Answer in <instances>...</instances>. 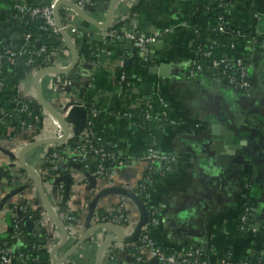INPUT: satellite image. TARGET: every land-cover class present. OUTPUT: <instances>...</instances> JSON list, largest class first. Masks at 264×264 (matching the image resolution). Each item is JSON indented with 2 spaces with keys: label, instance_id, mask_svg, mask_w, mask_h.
<instances>
[{
  "label": "crops",
  "instance_id": "0c3cea01",
  "mask_svg": "<svg viewBox=\"0 0 264 264\" xmlns=\"http://www.w3.org/2000/svg\"><path fill=\"white\" fill-rule=\"evenodd\" d=\"M27 1L44 5L49 0ZM91 1L94 3L96 0ZM195 1L172 0L167 5L164 0H118L111 26L119 25L118 30L125 31L127 41V24L133 25L134 33L162 35L161 41H156L159 46L148 48L151 63H141L135 53L134 62L127 65L126 60L133 54L132 44L119 43L116 39L106 45L110 47L112 61H121L127 69L134 82L132 91H123L110 58L104 54H100L99 59L95 58L101 47L98 40L103 30L86 22L65 5L58 9L59 21L67 26L65 32L75 44L78 57L67 72L41 75L42 99L61 113L72 101H80L81 94L86 95L99 109L96 134L111 140L124 159L115 170L114 187H108L103 178L90 175L96 165L95 158L88 159L86 168L79 165L72 170L66 141L28 149L23 159L37 173L43 169L48 152L55 150L60 153L57 174L71 172V187L65 196L54 189L50 181L49 201L51 207L54 206V215L65 229L73 228L78 237L98 221V213H110L120 196H125L128 223L124 232L129 242H122L124 245L115 242L105 247L101 264H108L107 259L111 264L134 262L132 253L125 247L133 243L130 236L147 213L135 188L151 165L146 158L150 137L123 118L121 113L129 107L138 109L146 101L156 112L161 110V101L167 103V116L175 124L166 123L164 130L153 137V143L158 153L177 157L172 171L153 180L146 191L147 206L155 209L157 214V223L149 232L154 243L171 251L192 245L204 251L210 264H218L219 258L227 253H230L233 264H249L257 257H261L264 264V0H229L231 7L227 22L245 36L237 38L235 51L226 53L229 57L240 56L246 64L253 89L250 97H242L210 71L189 74L194 40L191 15L195 14ZM13 2L0 0V45L17 51L26 46L29 36L21 32L20 23L10 16ZM108 4H94L83 10L96 21L103 22L107 17ZM197 23V28L209 29L208 25L215 23V17ZM71 28H75L78 34L70 32ZM257 38L260 42L256 41ZM206 39L204 36L200 40L205 44ZM214 39L222 45L227 43V38L221 34ZM61 41L51 64L65 68L72 61V52L62 38ZM96 59L99 63L95 62ZM12 72L9 68L10 77ZM35 90V84L29 78L22 79L16 87L18 96L28 101L36 121L31 129L0 141L3 146L0 150V197L9 191L19 190L8 198V204L26 202L29 208L41 215L45 224L41 227L30 220L33 231L24 228L22 236L12 245L20 249L33 242L41 244L44 251L41 261L44 264H94L99 244L113 235L112 231L99 230L89 235L63 263L56 262L63 259L76 241L73 233L67 236L63 246L56 248L54 259H51L49 253L60 241V233L48 219L40 193L29 175L16 163L21 147L33 141L38 131H42L43 137L61 135L62 132L56 118L40 105ZM8 103V89L0 88V111ZM55 130L58 133L55 134ZM234 131L240 136L237 137ZM40 182L46 190L48 183L42 179ZM59 183L65 185L62 180ZM245 183L248 190L242 196ZM122 191L126 193L121 194ZM6 205L0 213L5 212ZM60 205L64 207V213L58 215L56 209ZM245 207L249 208L245 221L249 229L239 231L235 218L243 214ZM67 214L76 215L73 224L63 220ZM0 219L3 220H0L3 225L0 240L8 241L5 235L11 228L10 220L6 214H0ZM148 219L147 213L146 222ZM141 253L151 259L146 248L142 247Z\"/></svg>",
  "mask_w": 264,
  "mask_h": 264
},
{
  "label": "built area",
  "instance_id": "2783aa9c",
  "mask_svg": "<svg viewBox=\"0 0 264 264\" xmlns=\"http://www.w3.org/2000/svg\"><path fill=\"white\" fill-rule=\"evenodd\" d=\"M59 0H49L48 4L44 5H36L31 4L27 0H14L12 10H14L18 15L24 16L27 15L31 19L40 20L42 22V28L48 32L53 34H59L58 28L55 25L54 17H53V10L55 3ZM76 4L79 8L85 9L86 6H94V3L91 0H69ZM221 0H217L218 5L222 7L226 11V16H221L219 14H216L215 17V23L213 25H208L209 29H205L203 34V31L198 28L194 29V40L191 45L192 47V58H191V64L189 67V74H193L195 72H202V71H210L214 74V76L219 79L220 81L228 84L230 87H232L235 91H237L242 97H250L253 95V89L248 77V71L247 66L244 63L243 59L240 56H234L229 57L226 53L227 50L229 51H235L236 50V42L237 38L240 36H245L240 29H236L231 27L227 22V14L228 10L231 7V3H221L219 2ZM19 18V17H18ZM207 24V23H206ZM61 26L64 31L68 30L66 25H63L61 23ZM70 32L78 34L75 28H71ZM137 37H134L133 34H127V37L133 40V46L136 49V53L139 55L140 62L141 63H148V45L151 43H154L156 41H161L162 35L156 36H146L142 33H136ZM218 34H221L227 38L226 45L219 44L215 41L214 37ZM207 37L205 44L200 40L203 39V37ZM28 37V36H27ZM117 39V31L111 30V28L105 29L102 32L101 37V47L99 49V53L95 55V58L100 57V54H104L108 58H110V61L114 64L113 68L122 70L120 80L123 81L127 79L128 81L125 84V91H132L134 88V82L129 77L128 74H125L123 71L122 62L119 60H115L113 62L112 60V53L109 49L110 47H107L111 43L115 42ZM198 42V44L195 45V42ZM255 42V41H254ZM107 45V46H106ZM225 46V47H224ZM28 48L20 47L19 50L15 49H9L6 48L3 53H0V72L2 69L3 64H12L15 63L17 59H19L16 66L20 65L22 60L24 59V56H26ZM56 48L51 47L49 49H46L44 46L39 48L37 51L32 52L36 56L41 58V61L43 62V65H37L34 66L28 73L24 75V78H29L32 80V77L41 69L46 67H53L52 60L55 57ZM30 53V52H29ZM31 60H27L25 62L26 64L30 63ZM96 63H99V61L96 59ZM95 63V64H96ZM97 65V64H96ZM4 85V79L0 78V88ZM75 92L79 93V90L75 89ZM74 92V93H75ZM22 99L20 97L15 98L12 100V107H13V113L7 114L6 112L0 111V123L6 124V120L8 117H11L13 119H16L17 122L20 124L21 129L29 130L31 129L33 123L36 121V116L32 113L29 103H24L21 101ZM161 110L160 112L154 111L152 104L149 101H146L141 105L140 108L134 109V108H127L121 113L123 118H126L130 121V123L134 126H136L138 129L143 130L139 126L140 124H147V127L153 132L150 137V144L146 151V158L149 162H151V165L146 168V172L144 175V178L142 181H140L137 185L135 190L141 189L146 190L147 185H150V183L153 181L151 178L152 174L159 173L160 177H163L167 174H169L174 166V163L177 162V157L173 154H163L158 153L155 150L154 143H153V137L156 133L162 132L165 124H172L174 125L175 122L168 118L167 116V108L168 105L164 101L160 102ZM72 105H79L84 106L83 102L81 101H72L70 103V106L66 109H64L61 114L63 116L66 115L68 109ZM85 107V106H84ZM99 116V110L98 109H88L87 110V119L84 128L78 133L77 135L70 134L69 138H72L74 136L77 137V145L74 149H70V147L65 144V147L69 151V164L71 169L75 168V166H82L83 168H86L88 163V159L95 158L96 165L95 168L90 172V175L94 178H103L108 185V187H114L115 186V179H114V173L115 170L118 168L119 165L122 164V160L124 159L121 157V153H118V150L116 152H110L108 151L103 142H106L107 140L99 135L96 134L95 128L96 126L93 124L92 120L93 118H96ZM72 126H70V129ZM42 132V131H41ZM40 131H38L36 137L34 140L44 139L48 137H54V135H49L48 137H43ZM58 133L55 130V134ZM3 140H8L7 138ZM33 140V141H34ZM2 141V140H0ZM65 142V141H64ZM3 147V146H2ZM60 153L58 151L52 150L48 152L45 159V164L48 165L47 168H43L41 171H37V176L39 179L44 180L48 183V187L46 191L51 187L49 186L50 181H54L57 177L61 176L60 174H56L52 177H50L49 171H57V160L59 159ZM111 161L115 163L112 167H106L105 163ZM68 174V173H67ZM72 177V173H69ZM50 177V178H47ZM64 184L58 183L57 184V191H59L61 194L63 192ZM248 186L246 183L243 186V189L241 191L242 196H244L245 193H247ZM1 195V194H0ZM3 196L0 197V199ZM125 196L121 195L116 205L111 209L110 213L105 214L102 219L98 218V221L96 223H111L114 225H117L123 229L126 228V225L128 223V211L127 207L125 205ZM146 208V212L148 213V221L143 224L140 228V233L135 241L131 243L130 247L137 249L138 255H132L133 258V264H148V259L143 256L141 253V248L144 247L147 249L148 254L151 258H156L159 262V264H210L209 259L206 257L203 250L199 248H195L194 246H189L183 250L180 251H172L167 252L166 250L159 247L157 244L154 243L152 238L149 236V232L151 229V226L156 225L157 223V216L155 209H152V207L147 206V202H143ZM147 206V207H146ZM29 208V206L26 204H21V202L15 203L13 205H10L7 203L5 206V212H1V215H8V218L11 223V238L16 240L20 238L23 234L24 229V220H31L33 216L28 215L26 217V210ZM54 209V206L52 207ZM31 212H36L35 210H32L29 208ZM248 207H245L244 212L241 216H239L240 224L238 227L239 231H246L249 229V225L246 226V214L248 211ZM38 213V212H36ZM39 214V213H38ZM33 215V214H32ZM39 216H41L39 214ZM1 220V219H0ZM64 221H74L75 217L67 214L63 218ZM3 221V220H1ZM0 221V229L3 227L2 222ZM34 221V223L39 224L41 227L44 226V221L41 217L39 219L31 220ZM67 236H72L73 228L67 227L66 228ZM252 230H255L254 228H251ZM104 231V230H102ZM97 233V231H96ZM114 236L115 233L112 232ZM74 239H77L78 236L74 233L73 235ZM140 242V244H138ZM124 245L123 243H121ZM27 247L31 248H37L42 249V245L39 243H30L27 245ZM127 248V245L126 247ZM18 249L14 248V246L11 244H8V241L0 240V264H12L13 261H18V264H28V260H37L38 257L32 256L34 253L30 252V254L26 253H18L16 254L15 251ZM264 257V253H263ZM39 263L40 259H39ZM38 263V264H39ZM42 264V263H41ZM218 264H233L230 261V253L224 254L223 257L219 258Z\"/></svg>",
  "mask_w": 264,
  "mask_h": 264
},
{
  "label": "water",
  "instance_id": "95a60500",
  "mask_svg": "<svg viewBox=\"0 0 264 264\" xmlns=\"http://www.w3.org/2000/svg\"><path fill=\"white\" fill-rule=\"evenodd\" d=\"M118 2V0H110L109 4H108V13H107V17L103 22H98L95 19H93L88 13H86L83 9L79 8L76 4H74L73 2L69 1V0H59L55 3L54 5V10H53V17H54V22L56 27L58 28V33L61 36V38L63 39L64 43L66 44V46L70 49V51L72 52V61L71 63L65 67V68H58V67H46L43 68L41 70H39L33 77H32V82L35 84L36 90H35V94L37 97V100L39 101L40 105L51 115H53V117L56 118V120L58 121L59 125L62 128V132L61 135H57L54 137H48V138H44V139H39V140H34L31 141L30 143L24 145L21 147V149L19 150V152L17 153V160L16 163L17 165H19L24 171L27 172V174L29 175L31 181L33 182V184L35 185L36 189L39 191L40 193V197L42 200V205H43V209L48 217V219L50 221H52V223L55 225V227L57 228V230L60 233V241L55 244V246L52 247L49 255L51 259H54V251L56 250L57 247H61L63 246L66 241H67V232L65 229L64 224L61 222V220L54 215L53 211H52V205L50 204V199H49V194L48 191L44 190V188L42 187V184L40 182V179L38 178L37 174L35 173V171L33 169H31L27 163L24 161L23 159V155L26 153V151L28 149L34 148L36 146L39 145H53V144H57V143H61L64 142L68 139L69 135H77L78 133H80V131L84 128L85 123H86V119H87V109L84 106H79V105H72L65 116H63L61 113H58L53 107H51L49 104H47L41 96V92H40V86H39V81H40V77L43 74L49 73V72H56V73H64L67 72L69 70H71L77 60V48L75 46V44L72 42V40L69 38L68 34H66V32L63 30L61 23L59 21L58 18V9L60 7V5H65L67 7H69L70 9H72L73 11H75V13H77V15L79 17H81L83 20H85L86 22L90 23L91 25L97 27L100 30H105L108 29L111 26V22H112V14H113V10L115 8L116 3ZM49 1L46 3L48 4ZM118 20V19H117ZM126 30L129 34H133L134 37H137V34L134 33L133 31V25L132 24H127L126 25ZM146 36H150V34H144ZM30 40V39H29ZM117 40L119 43L122 42H126V43H130L132 44V50H133V54L131 55L130 59L126 60V64L129 65L130 63L134 62V60H132L135 57V53H136V49L133 47V40L128 38L125 39V31H121V30H117ZM158 44V45H157ZM160 43H151L148 45V48H152V45H156L159 46ZM29 43L27 42L26 46L28 47ZM262 45L264 47V40L262 41ZM150 58L151 54L149 55ZM19 59L16 60L15 63L9 64V68L13 69L16 67L17 63H18ZM70 106V104L66 105L64 107V109L68 108ZM238 120V119H237ZM236 120V121H237ZM70 126H72V128L70 129ZM229 135H231L230 133H228ZM234 134L238 137L240 135H238V133L236 131H234ZM230 139H232V137L230 136ZM235 146V145H234ZM234 148V147H233ZM0 150H3L1 145H0ZM13 156V155H12ZM14 157V156H13ZM71 175L70 174H63L59 177H57L53 182H52V186L55 187L54 189H56L57 184L59 183V181H64L65 185L63 188V192L62 194H64L65 196L68 193L69 188L71 187ZM19 190H12L9 191L7 194H5L1 200H0V211L1 209H3L4 205H6L9 202L10 196H13L15 193H18ZM126 191H122L121 194H125ZM62 198V197H61ZM146 209V208H145ZM62 213H64V207L62 205L58 206L56 209V214L61 215ZM146 213V210H145ZM250 217V216H249ZM147 220V213L145 215V217L139 222V224L137 225L136 229L133 231L134 234L132 236H130V240L133 242L137 239L139 233H140V228L143 224H145ZM248 220V219H247ZM31 221L30 220H24V228H31ZM32 229V228H31ZM30 231L32 232L33 230ZM111 230L112 232L115 233L114 236H109L107 239H104L98 246L97 252H96V257H95V261L94 264H101L102 260H101V255H102V251L105 247H107L108 245H110L111 243H122V242H129V237H127V234L124 232V229L111 224V223H95L93 225H91L83 234H81L76 241L73 242V244L71 245V247L66 251L63 259H57L55 260L58 263H63V261L70 255L72 254L78 246H80L83 241L89 237V235L95 233L96 231L99 230ZM148 264H159L158 260L156 258H151L148 261Z\"/></svg>",
  "mask_w": 264,
  "mask_h": 264
},
{
  "label": "trees",
  "instance_id": "16d2710c",
  "mask_svg": "<svg viewBox=\"0 0 264 264\" xmlns=\"http://www.w3.org/2000/svg\"><path fill=\"white\" fill-rule=\"evenodd\" d=\"M165 3L167 5L172 3V0H164ZM195 11L194 15H191V23H193V28L194 29H198L197 26H199V23L197 22H204L206 20H212L213 17L216 14H219L221 16H226V11L220 7L218 5L217 0H196L195 1ZM221 3H227L229 2V0H221L219 1ZM94 4H101L102 6L107 4V0H96L94 1ZM11 18L20 23V30L21 32L25 35V36H29V41L28 43L30 44L27 50V54L26 56H24V59L22 60L21 64L16 66L15 68L12 69V76L10 77L8 74L9 71V67L6 64L2 65V69L0 72V78L4 79V85L1 87L2 89H8V94H9V103L7 104V106H5L3 109L4 112H6L7 114H12L13 113V107L11 104L12 100H14L15 98H18V93L16 91V87L18 86L19 82L24 78V75L26 73H28L34 66L37 65H43V62L41 61V58L36 56L35 54H33L32 52L37 51L39 48L41 47H45L46 49H49L51 47L56 48L57 46H59L62 41H61V36L59 34H53V33H48L46 32L41 26H42V22L40 20H36V19H31L29 16L24 15V16H20L18 15L14 10L11 11L10 13ZM61 16V13H60ZM19 17V18H18ZM119 26V25H118ZM118 26H114L111 27V30H118ZM201 30H205L204 28H200ZM39 32H41L40 36H39ZM43 35V36H42ZM257 42H260V39L257 38L256 40ZM79 43V41H76V43ZM99 45L102 44L101 38L98 40ZM198 44V42H195V45ZM7 47L4 45H0V53H3L4 50ZM229 51V50H227ZM30 52V53H29ZM31 60L30 63L26 64L25 62H27V60ZM152 61H150V59H148V63H151ZM123 71L125 74H128V71L125 67H123ZM122 70L120 69H115V77L117 82L121 85L123 91L126 90L125 88V84L128 81L127 79L121 81L120 80V76H121ZM82 97L81 99H79L81 102H83L84 106L86 107V109H98L97 105H95V103L93 104V101H91L90 98H88L86 95L81 94ZM24 103H28L27 100H21ZM99 110V109H98ZM93 124L96 126L97 124V120L98 117L91 119ZM139 121V126L143 129L144 133L146 135H151V133H153L148 127L147 124H140V119H138ZM24 131V129H21L20 124L17 122L16 119H13L11 117H8V119L6 120V124L4 123H0V140H3L5 138L7 139H12L15 135H18L19 133H22ZM66 144L70 147V149H74L77 145V137L74 136L72 138H69L66 140ZM105 148L110 151V152H116V148L113 146V143L111 140H107L106 142H103ZM113 165H115V163L108 161L105 163L106 167H112ZM48 165L47 164H43V168H47ZM49 169V167H48ZM58 173V171H49L50 177L56 175ZM47 177V178H50ZM160 177V174L157 172L155 174L151 175V178L153 180H156ZM9 178V177H7ZM9 181V180H8ZM147 188H148V184ZM138 194H139V198L144 202L147 201L146 199V194H147V189L146 190H135ZM21 204H25V202H21ZM33 214V215H32ZM28 215L33 216L31 218V220H35V219H39V214L36 212H31L29 208H27L26 210V217ZM70 215V214H69ZM157 215V214H156ZM71 216L76 217V215L71 214ZM103 216H105L104 213H98V218L102 219ZM237 226H239L240 224V220H239V216H237L235 218ZM71 224H73V221H69ZM24 232V229H23ZM5 238L8 240V244H11L14 242V239L11 238V228L9 229V231L7 232V234L5 235ZM138 244H140V242H138ZM191 245V244H189ZM161 247V246H160ZM162 249L166 250L167 252H172L171 250L167 249V248H163ZM127 251H129V253H132L134 255H138V251L137 249H134L132 247H127L126 248ZM26 253V254H30V252L34 253V255L32 256H36L38 257V261L37 260H28V264H38L39 263V259L40 261L43 259V254L44 251L43 249H38L37 248H31V247H25V248H20L17 251H15L16 254L18 253ZM108 264H111V260L107 259ZM42 264H44V262L41 261ZM39 263V264H41ZM12 264H18V261H13ZM249 264H262V259L261 257H257L255 259H253V261Z\"/></svg>",
  "mask_w": 264,
  "mask_h": 264
},
{
  "label": "rangeland",
  "instance_id": "374dc122",
  "mask_svg": "<svg viewBox=\"0 0 264 264\" xmlns=\"http://www.w3.org/2000/svg\"><path fill=\"white\" fill-rule=\"evenodd\" d=\"M108 2H110V0H107V4H108ZM54 132H55V131H54ZM100 231H102V230H100ZM100 231H99V232H100Z\"/></svg>",
  "mask_w": 264,
  "mask_h": 264
}]
</instances>
